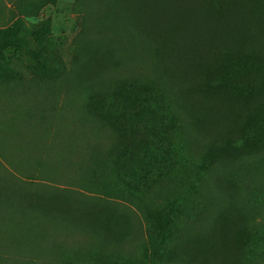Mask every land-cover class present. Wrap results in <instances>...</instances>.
<instances>
[{
	"label": "rangeland",
	"instance_id": "374dc122",
	"mask_svg": "<svg viewBox=\"0 0 264 264\" xmlns=\"http://www.w3.org/2000/svg\"><path fill=\"white\" fill-rule=\"evenodd\" d=\"M116 2L0 0V264H264V71Z\"/></svg>",
	"mask_w": 264,
	"mask_h": 264
},
{
	"label": "trees",
	"instance_id": "16d2710c",
	"mask_svg": "<svg viewBox=\"0 0 264 264\" xmlns=\"http://www.w3.org/2000/svg\"><path fill=\"white\" fill-rule=\"evenodd\" d=\"M116 7L127 14L148 43L167 45L172 67L184 53L189 77L222 48L235 52V57L227 56V65L220 71H228L230 65L243 71L250 67L264 71V0H117ZM211 28L219 31L212 34ZM258 129L264 132V123H259ZM142 171L136 165L130 181ZM107 213L103 209L83 214V227L107 239L106 230L95 222Z\"/></svg>",
	"mask_w": 264,
	"mask_h": 264
}]
</instances>
